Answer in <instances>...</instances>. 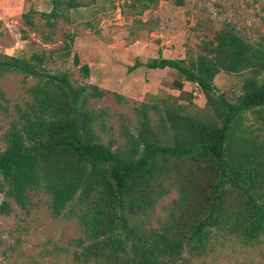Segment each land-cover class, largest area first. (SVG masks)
Here are the masks:
<instances>
[{"label": "trees", "instance_id": "trees-1", "mask_svg": "<svg viewBox=\"0 0 264 264\" xmlns=\"http://www.w3.org/2000/svg\"><path fill=\"white\" fill-rule=\"evenodd\" d=\"M157 1L131 4L143 13ZM52 5L43 15L54 28L65 6L83 3L52 0ZM24 18L35 26L32 12ZM75 37L66 33L57 49L29 57L0 52V76L19 72L35 80L3 134L0 212L9 214L15 205L28 212L34 197L43 194L53 217L77 218L78 256L100 264H178L185 253L204 256L228 239L252 244L263 238L264 37L252 40L229 22L204 38L197 53L150 60L149 68L175 69L193 82L206 104L143 103L136 107L133 130L123 122L124 143L117 147L99 130L106 126V110L93 107L107 92L47 67L55 53L71 54ZM74 61L80 63L78 54ZM81 70L90 75L88 64ZM221 71L241 83L233 98L216 89ZM1 99L0 87V106ZM174 188L179 196L165 221L142 223L140 216H149Z\"/></svg>", "mask_w": 264, "mask_h": 264}, {"label": "rangeland", "instance_id": "rangeland-1", "mask_svg": "<svg viewBox=\"0 0 264 264\" xmlns=\"http://www.w3.org/2000/svg\"><path fill=\"white\" fill-rule=\"evenodd\" d=\"M79 1L81 7L65 6L52 28L43 15L52 10V0H0V52L29 57L34 52L57 49L66 33H75L71 54L62 57L55 53V61L50 60L47 67L70 73L75 84H95L107 92L94 100L93 107L106 110V126L98 127L114 147L124 143L123 122L132 130L138 124L136 107L143 103L162 108L165 100L193 102L199 107L206 104L202 93L195 95L193 82L175 69L149 68L150 60L197 53L204 38L229 22L252 40L264 37V0H158L143 13H138L140 6H133L131 0ZM28 12H32L33 27L25 21ZM75 54L79 64L74 61ZM84 64L90 67L89 76L81 70ZM232 78L221 71L214 80L219 93L231 98L240 93L241 84ZM34 81L19 72L0 76L5 94L0 106V149L5 146L3 134L16 106L23 104L26 89ZM176 81L184 84L182 89ZM116 94H122L126 101L118 100ZM151 116L158 119L155 108ZM178 196L179 190L174 188L149 216H140V221L160 226L168 216L169 204ZM3 199L0 194V203ZM80 236L76 217H53L46 197L36 195L28 212L16 205L9 214L0 212V264H100L78 256L82 251ZM178 264H264V237L252 244L228 239L204 256L185 253V260Z\"/></svg>", "mask_w": 264, "mask_h": 264}, {"label": "built area", "instance_id": "built-area-1", "mask_svg": "<svg viewBox=\"0 0 264 264\" xmlns=\"http://www.w3.org/2000/svg\"><path fill=\"white\" fill-rule=\"evenodd\" d=\"M196 94H197V92H196Z\"/></svg>", "mask_w": 264, "mask_h": 264}]
</instances>
